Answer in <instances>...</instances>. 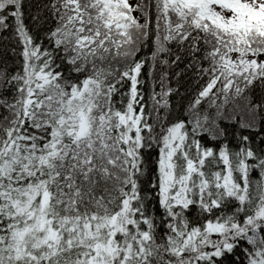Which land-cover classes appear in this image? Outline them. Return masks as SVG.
Segmentation results:
<instances>
[{"label": "snow or ice", "instance_id": "6c2138e0", "mask_svg": "<svg viewBox=\"0 0 264 264\" xmlns=\"http://www.w3.org/2000/svg\"><path fill=\"white\" fill-rule=\"evenodd\" d=\"M0 264H264V0H0Z\"/></svg>", "mask_w": 264, "mask_h": 264}]
</instances>
